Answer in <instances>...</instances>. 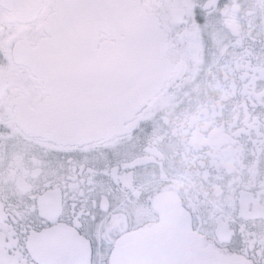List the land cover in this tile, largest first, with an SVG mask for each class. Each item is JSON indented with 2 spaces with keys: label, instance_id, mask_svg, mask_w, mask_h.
<instances>
[{
  "label": "snow or ice",
  "instance_id": "obj_1",
  "mask_svg": "<svg viewBox=\"0 0 264 264\" xmlns=\"http://www.w3.org/2000/svg\"><path fill=\"white\" fill-rule=\"evenodd\" d=\"M214 2L198 0V24L208 22ZM17 6L22 5L0 0V10ZM93 6L89 0L58 5L79 10ZM152 7L160 13L159 20L130 42L134 56L162 31L172 48L186 42L179 34L190 19L168 15L170 9H186L183 0H161ZM248 7L251 18L264 16V0ZM252 31L232 46L240 64L251 62L247 40ZM255 34L264 40V31ZM5 37L0 32V41ZM256 62L264 78V59ZM225 68L231 70L230 60ZM251 70L255 75L256 69ZM246 80L247 73L241 77ZM243 86L247 89L248 84ZM129 87L107 85L109 91ZM257 99L264 104V93ZM253 124L257 132L250 147L232 142L216 168L190 181L186 223L199 235L185 239L180 229L181 235L163 249L171 264H264V119ZM150 131L135 117L121 118L120 126L107 135L76 141L41 139L5 124L0 130V264H111V241L118 239L111 229L131 199V154Z\"/></svg>",
  "mask_w": 264,
  "mask_h": 264
},
{
  "label": "flooded vegetation",
  "instance_id": "obj_2",
  "mask_svg": "<svg viewBox=\"0 0 264 264\" xmlns=\"http://www.w3.org/2000/svg\"><path fill=\"white\" fill-rule=\"evenodd\" d=\"M60 1L6 0L22 6L0 10V32L6 33L0 41V69L7 82L0 100V130L5 124L20 129L16 114L20 106L35 109L45 102L43 86L29 68L14 61L13 50L18 44L36 48L48 39L43 25L56 14ZM103 1L116 8L122 0ZM126 1L158 22L160 13L152 5L161 0ZM183 2L186 9H170L168 15L188 16L191 23L179 34L186 42L180 48H172L167 34L161 32L171 76L164 89L135 118L151 131L131 154L127 169L131 199L127 211L118 214L111 229L118 236L111 241V264L132 250L164 251L165 245L181 235V228L183 238H197L198 232L186 223L190 181L205 170L216 168L219 156L232 142L250 147L257 132L253 121L264 119V104L257 99L264 93V78L259 76L256 62L258 57L264 59V40L255 34L264 31V16L251 18L248 7L256 0H215L205 25L194 19L198 0ZM87 25L88 29L78 32V40L71 42L72 46L77 45L76 50L85 40L93 39L98 50L104 44L116 43V38L126 40V33L103 27L101 22L89 19L84 22ZM250 29L254 30L247 40L251 62L240 64L232 46L240 37L249 36ZM239 52L236 47L235 53ZM229 60L231 70L227 71L225 64ZM245 73L247 80L242 82ZM244 83L248 84L247 89ZM223 170L228 171L227 167Z\"/></svg>",
  "mask_w": 264,
  "mask_h": 264
},
{
  "label": "water",
  "instance_id": "obj_3",
  "mask_svg": "<svg viewBox=\"0 0 264 264\" xmlns=\"http://www.w3.org/2000/svg\"><path fill=\"white\" fill-rule=\"evenodd\" d=\"M76 2L61 0L58 5ZM89 3L94 6L84 10L58 7L43 25L48 39L36 48L18 44L13 50L14 61L30 69L46 96L44 104L35 109L20 106L16 111L17 125L32 136L89 141L107 135L120 126L121 118H136L171 76L162 33L135 56L129 47L133 39L156 23L153 16L134 9L126 0L116 3V8L103 0ZM89 19L126 33V40L116 38V43L104 44L100 50L93 39L85 40L76 50L77 45L71 42L78 40L79 31L88 29L84 22ZM114 82L131 87L123 92L109 91L107 85ZM6 89L0 69V100ZM171 259L162 250H132L114 264H171Z\"/></svg>",
  "mask_w": 264,
  "mask_h": 264
}]
</instances>
